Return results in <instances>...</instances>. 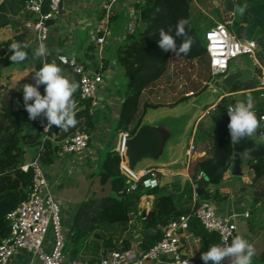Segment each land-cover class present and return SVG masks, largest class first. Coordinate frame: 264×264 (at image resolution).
<instances>
[{
	"label": "trees",
	"instance_id": "16d2710c",
	"mask_svg": "<svg viewBox=\"0 0 264 264\" xmlns=\"http://www.w3.org/2000/svg\"><path fill=\"white\" fill-rule=\"evenodd\" d=\"M205 12L198 8L196 16L191 12L193 0H142L135 2V8L140 17L144 19L145 25L138 31L137 35L128 34L123 42L115 48L116 62L123 69L124 79L120 87L123 91L117 90L123 96L120 103L119 113L115 120L114 128L117 132L131 133L138 124L146 106L156 105L146 102L140 107V97L144 88L154 82L166 69L171 51L165 52L158 46L159 30L163 28L166 32L175 35L174 26L180 17L190 20V34L194 37L192 50L188 55L181 54L184 58H203L206 55V39L200 31L201 21L204 22V30L214 24L209 15H218L220 10L213 0H199ZM222 1V0H217ZM250 2L241 16L233 20L237 23V34L249 28H255L259 32L253 38L257 42L255 58L264 67V0H233L235 4ZM26 0H2V3L12 12H20L24 19L33 17V12L25 7ZM42 10H48V3L44 1ZM213 13V14H212ZM221 19V18H220ZM245 22V23H244ZM232 25V26H233ZM232 26H229L232 28ZM234 27V26H233ZM27 31V30H26ZM24 31L23 33H27ZM205 32V31H204ZM31 33L28 32L27 38ZM177 46L181 38L176 37ZM90 59L95 63L93 51ZM40 63H37L39 65ZM209 65V63H208ZM209 68V66H208ZM254 76L248 79L236 80L229 93L223 95L218 102L202 116L196 124L193 144L197 155L190 159L185 171L191 178L186 185L181 187L179 180H171L167 183L154 187H143L139 185L135 189L126 190L130 184L129 178L120 168L121 154L118 149L106 150L99 163L97 175L103 188L99 195H91L83 200L73 214L70 239L78 241L80 238L97 233L94 239H100L102 248L105 251L109 247L114 249H125L130 245L129 239L121 236L115 238L113 234H103L110 225L118 224L125 229L129 222V213L137 205L143 193H153L154 201L144 214H140L143 226L152 229L153 233H146L144 237H152L149 245L154 243L160 236L161 231L158 224H165L171 219L177 218L180 214L190 210L188 205L178 204L179 199L191 200L193 184L196 188L201 187L202 192L199 198L209 199L220 197L217 189L209 190L210 184L218 183L221 174L232 164L233 144H231L228 130L229 117L227 107L234 102L247 100L250 95L253 98L256 115L264 111V89L258 88L257 75L261 73L259 64H254ZM26 80H22L17 88L7 87L0 84V239L8 232L9 224L5 215L6 212L17 205L26 195L28 185L31 182L32 167L27 170L21 168L24 163V145L37 146L39 162L47 164L58 156L60 140L72 134L76 129H83L91 133L94 127V118L90 112L91 101L81 100L78 91L74 93L76 101L75 127L62 131L56 126L53 132L43 138L39 121L43 117L29 120L28 113L24 107L22 87ZM248 90L238 98L233 93L237 90ZM43 95L44 92L39 88ZM83 104V107H78ZM242 165L250 174V183L253 184L258 178L264 175V143L251 138H246L241 151ZM202 174L198 177L199 172ZM251 200L255 215L264 209V193L262 190H254ZM259 200H261L259 202ZM254 225L255 217L251 219ZM251 224V226H252ZM189 227H198L203 238L201 253L206 252L210 245L218 241V234L207 231L197 218L191 217L188 221ZM149 245H142L143 248ZM201 255V254H200ZM201 257V256H200ZM197 258L201 262V258ZM258 259L264 261V247L259 253ZM211 264V262H209Z\"/></svg>",
	"mask_w": 264,
	"mask_h": 264
},
{
	"label": "crops",
	"instance_id": "0c3cea01",
	"mask_svg": "<svg viewBox=\"0 0 264 264\" xmlns=\"http://www.w3.org/2000/svg\"><path fill=\"white\" fill-rule=\"evenodd\" d=\"M142 1V0H140ZM139 0H62V6L60 10H57L54 22L49 25L48 37L46 39V45L48 47V53L62 52L68 56L73 57L79 61H89L91 65L98 66V56L101 55L103 81L97 88L96 97L92 103L90 112L94 118V127L90 133V140L87 148L82 151L75 152L72 156L66 154L57 156L55 160L50 163L43 164V171L47 177L48 187L47 189L58 200L59 204L63 207V226L64 233L67 237L66 254L69 257L82 259V260H98L103 257L108 251L114 249L113 247L107 248L105 251L102 248L101 240L94 239V236H98L97 233L86 235L80 238L78 241L70 239L71 227L73 223V214L78 205L91 195H99L102 191V184L99 181L97 170L100 163L99 152L102 151L101 157L106 150L111 148L120 149L123 144V138L127 134L126 132H117L114 128L116 117L119 113L120 103L123 100V96L117 90L123 91L120 87L124 79L123 69L116 62L115 48L118 44L123 42L128 33L126 30V24L129 19V9L133 7L136 12V17L139 18V24L132 35H136L137 29H141L145 25L144 19L140 17L138 10L135 8V2ZM215 1L217 7L220 10V17L217 15H209L215 23L220 18L228 17L229 22L233 23V14H229L225 8L226 0ZM199 0H193L191 4V12L193 16H196L197 9L201 12H205L203 6L199 4ZM236 5V4H235ZM106 9H109V26L111 29L110 34L106 37L105 42L100 46V54L96 52V45L91 41V34L93 33L95 24L104 17ZM217 17V18H216ZM24 16L20 12L12 13L5 4L0 0V84L7 87L17 88L22 80H26L29 83H34L33 75L35 71H38L43 63L40 57H35L34 50L36 49L34 42L30 38H27L28 31L23 27ZM228 24L232 26V24ZM205 29V28H204ZM234 31V27L231 28ZM138 30V31H139ZM26 31L27 33H23ZM203 30V36H204ZM240 34L245 35V32ZM205 39V37H204ZM18 41L22 44H27L28 48L25 51L28 52V58L21 63H13L9 57L12 54L9 50V45ZM206 41V40H205ZM93 51L95 63L90 59V54ZM182 61H189L190 67H188V74L195 78V81L182 89L180 97L177 99L172 98L171 101L160 103L156 105H148L145 107L143 114L147 107L154 108H175L180 105V102L184 97H193L197 92L204 88L217 85L218 80L210 78L213 75L208 73V56L207 53L203 58H184L182 56H176L171 52L169 61L165 71L150 85L143 89L140 97V107L145 102L143 100L144 91L149 93L150 88L154 83L158 82L159 88H176L167 83V79L175 76L180 72V69L175 66V63ZM37 63H40L37 65ZM259 64L256 58L250 57V62L246 65V69L243 65L239 67H232L229 71L234 69H241L246 72L249 69L250 64ZM57 65L62 69L63 74L72 82L78 84V76L72 71V69L61 63ZM254 69V67H253ZM185 72V71H184ZM255 77L254 70L252 75ZM164 77V79L162 78ZM257 79L259 76H256ZM210 78V81H208ZM166 79V80H165ZM212 80V81H211ZM209 84L202 87V84ZM112 88H107V85ZM219 85V84H218ZM40 88V87H39ZM179 88V87H178ZM202 88V89H199ZM193 90L192 94L186 95L185 92ZM249 89L237 90L233 93L240 98L243 92L248 93ZM78 91V89H77ZM158 95L159 101L164 102L165 99L171 98L174 93L169 89L162 90ZM229 91L227 92V94ZM241 101V100H238ZM153 103V102H148ZM235 103V102H234ZM233 103V104H234ZM155 104V103H154ZM81 104L78 107H83ZM211 105L204 106L202 112L198 118L193 122L191 132L188 136V141L184 149V165L186 166V148L190 140L193 141V136L196 128V124L199 119L204 116V110ZM142 116V115H141ZM55 127L52 126L51 133L53 135ZM258 142L264 143V120H260V127L256 134L248 137ZM24 163L33 159L38 151L37 146L26 145L23 146ZM99 160V161H98ZM232 165V164H231ZM230 167L222 173L221 180L218 183L210 184L208 189L211 191L217 189L221 193L220 197H211L209 200L215 207V211L218 215L230 217L234 220L236 228L232 234V238L236 235L243 236L253 244L256 250L255 256L252 258V264H264V261L258 259L260 251L257 249V245L260 244L264 237V209L258 215L256 223L253 225L252 217L254 210L251 206V200L254 194V190H259L264 182V175L250 183V174L248 169L242 165L241 162V175H233ZM184 166V167H185ZM159 168V169H173L175 173H178L181 187L186 185L187 181H191L190 176L186 175L184 167H163V166H150L146 168ZM172 177H161L160 184L167 183ZM108 192L109 189L103 188ZM196 185L193 184V191L191 200L179 199L177 202L181 205H188L189 208L196 202L193 195L196 190ZM103 192V191H102ZM197 192V191H196ZM202 192V191H201ZM198 194V193H197ZM201 195V193H200ZM199 196V195H198ZM199 198V197H198ZM154 201L153 193H143L137 203L131 209L129 213V222L126 224L125 229H121L118 224H113L108 227L107 230H103V234L111 233L115 238H121L124 236L129 239L130 245L128 248L143 249L142 245H149V241L152 238L144 237L146 233H153L152 229H148L143 226L140 214H144L149 208H151ZM261 200H259L260 202ZM245 211H248V215L245 216ZM252 224V226H251ZM164 224H158L157 228L161 231ZM47 237L51 238L52 234L49 231ZM203 235L200 234L198 227H189L187 232H183L180 235L179 252L181 255L194 256L199 258L201 255V248L203 243ZM264 247V246H263ZM261 249V248H260ZM262 250V249H261ZM259 251V252H258ZM14 261L19 264H30L32 261V255L26 250H19L14 255ZM257 262V263H256ZM145 264H161L160 260H147ZM224 264H228L227 260Z\"/></svg>",
	"mask_w": 264,
	"mask_h": 264
},
{
	"label": "built area",
	"instance_id": "2783aa9c",
	"mask_svg": "<svg viewBox=\"0 0 264 264\" xmlns=\"http://www.w3.org/2000/svg\"><path fill=\"white\" fill-rule=\"evenodd\" d=\"M44 1L48 3V10H42ZM60 0H26L25 7L33 12V17L23 20V27L31 33V39L35 47L39 43L46 44L49 25L46 20L57 12L58 2ZM140 1V0H139ZM233 14V11H228ZM228 17L216 20L204 32L206 39V53L210 72L215 74H224L228 70L230 59L240 55L247 54L255 58L257 42L253 38L237 34L227 23ZM139 24V18L133 7L129 9V19L126 24L128 34H132ZM109 9H106L104 17L99 20L91 34V41L96 45V52L100 54V46L105 42L110 34ZM65 56L67 63L61 62L59 57ZM98 66L91 65L89 61L73 62V57L62 52L47 53L40 57L41 62L45 60L51 63H61L69 66L78 76L79 97L81 100L91 99L95 102L97 88L103 81L101 55L98 56ZM261 73L258 75V88L264 89V67L259 63ZM228 72V71H227ZM44 92V86H40ZM193 90L185 92L186 95L192 94ZM214 105L207 107L204 114ZM264 117V111L260 114ZM262 121L264 119H261ZM47 121L38 122L43 132V138L49 135L45 133ZM90 140V133L83 129H76L72 134L63 137L59 143L57 154L62 156L67 153L79 152L87 148ZM122 153V146L119 149ZM197 155L193 141L190 140L186 148V158L188 162ZM32 167L31 182L28 185L25 197L14 207L6 212L8 220V232L0 239V264H19L14 261V255L19 250H26L31 253L32 261L30 264H145L147 260H160L161 264H177L179 260H188L189 264H204L194 256L181 255L179 252L180 235L189 229L188 221L191 217L197 218L202 226L209 232L218 234V241L215 244H222L223 237L233 234L236 224L234 220L227 216L218 215L214 205L209 199L198 198L196 190L193 195L196 202L186 213L180 214L177 218L166 222L161 229V236L148 247L143 249L125 248L112 249L98 260H82L67 256L66 244L67 237L61 226L60 205L54 195L47 189V177L43 171V165L39 162V153L29 162L21 164L23 170ZM120 168L129 178L130 184L126 190L135 189L139 185L143 187H154L159 185L161 177H172L173 169L146 168L138 174L132 173L122 165ZM187 176V171L184 172ZM202 174L200 171L197 176ZM245 216L248 211H245ZM52 237H47L48 232ZM172 252L173 256L167 254Z\"/></svg>",
	"mask_w": 264,
	"mask_h": 264
},
{
	"label": "clouds",
	"instance_id": "9594fccd",
	"mask_svg": "<svg viewBox=\"0 0 264 264\" xmlns=\"http://www.w3.org/2000/svg\"><path fill=\"white\" fill-rule=\"evenodd\" d=\"M246 5L240 8L241 14L245 11ZM175 35L166 32L163 28L159 30L158 46L165 52L171 51L176 56L181 54L188 55L194 44V37L190 34V20L180 17L175 26ZM176 37L181 38V43L177 46ZM27 44L14 41L9 45L11 55L9 59L13 63H21L28 58ZM48 53V47L45 43H39L34 50L35 57H43ZM61 62L67 63L65 56L59 57ZM75 56L73 54V62ZM34 83H25L22 87L23 101L25 110L28 113L29 120H35L37 117L46 119L45 133L56 126L62 131L75 127L78 123L76 119L77 104L74 100V93L79 85L70 81L62 72V69L55 61L49 63L43 62V66L34 72ZM44 86V94L39 91V87ZM253 98L249 95L245 101H236L227 107L229 123L227 125L231 144H238L243 138L251 137L256 134L260 127V120L253 110ZM43 122V121H42ZM223 237L222 244L210 245L206 252L201 253V260L204 264H252V258L256 254L255 247L249 243L243 236L236 235L231 238ZM177 264H181L177 260ZM182 264H189L188 260Z\"/></svg>",
	"mask_w": 264,
	"mask_h": 264
},
{
	"label": "water",
	"instance_id": "95a60500",
	"mask_svg": "<svg viewBox=\"0 0 264 264\" xmlns=\"http://www.w3.org/2000/svg\"><path fill=\"white\" fill-rule=\"evenodd\" d=\"M61 6L62 0L58 2L57 10H60ZM225 8L227 11H234L233 0H226ZM55 16L56 14H53L46 23L48 25L53 23ZM253 67L254 64L251 63L246 72L238 68L224 73L218 80L219 85L202 89V91L207 90L206 94L202 96L196 94L190 102L178 107H147L133 131L123 138L122 165L134 174L150 166L184 167V149L188 136L193 122L200 116L203 107L215 105L223 95L227 94L236 80L250 78ZM246 138L233 145L231 165L233 175H241V151ZM178 176V173L174 174L173 179H177ZM196 191L200 195L202 188L198 187ZM228 238L230 244L232 235ZM167 256L172 257L173 253L170 252Z\"/></svg>",
	"mask_w": 264,
	"mask_h": 264
},
{
	"label": "rangeland",
	"instance_id": "374dc122",
	"mask_svg": "<svg viewBox=\"0 0 264 264\" xmlns=\"http://www.w3.org/2000/svg\"><path fill=\"white\" fill-rule=\"evenodd\" d=\"M250 2H246V1H243V3H237L236 5H235V9H234V16H233V19H234V21L236 20V19H238L240 16H241V12H240V8L241 7H243V6H247L248 4H249ZM218 16V15H217ZM219 17V16H218ZM217 18V17H216ZM231 23V22H230ZM230 23H227V25L228 24H230ZM245 23V22H244ZM232 25H233V23H231ZM237 23H234V28L237 30ZM228 26H230V25H228ZM249 26H250V24H248V26H247V29H246V32H245V34H246V37H256V35L258 34V30L257 29H255V28H253L252 27V29L251 28H249ZM204 22L203 21H201V26H200V31L203 33V30H204ZM138 30L139 29H137V31H136V35H137V33H138ZM250 62V57L247 55V54H240V55H238V56H236V57H234V58H232V59H230V61H229V67H228V70L227 71H229V69H231L232 67L234 68V67H239V66H241V65H243V68H245L246 69V65H248V63ZM175 66L176 67H178L179 69H180V72L179 73H177L175 76H172V77H170L169 79H165L166 81H167V83L169 82V84L170 85H172V86H174V87H176V88H159V85H158V82H156V83H154V86L152 85V87L150 88V90H149V93H146L147 92V90H145L144 91V97H143V100H144V102L146 103V102H153V103H155V104H160V103H165V102H169V101H171L172 100V98H175V99H177L178 97H180V95H181V90L182 89H192V88H183L184 86H186V85H189V84H191V83H193L194 81H195V78L194 77H191V75H189L188 74V67H190V62L189 61H182V62H179V63H175ZM207 71H208V73H210V68H207L206 69ZM185 71V72H184ZM226 71V72H227ZM223 74H215V75H211V76H209L211 79L213 78L214 79V81L217 79V80H219V78H221V76H222ZM163 79H164V77H162ZM210 78H208V81H210ZM212 81V80H211ZM217 83V85L219 84V81L218 82H216ZM110 84H108L107 85V88H112V87H110L109 86ZM207 85H209L208 83L207 84H202V87L204 88V86H207ZM179 87V88H178ZM117 88V87H116ZM167 89H169L170 91H172V92H178V94L177 93H174V95H172L171 96V98H167V99H165L164 100V102H162V101H159V100H162V99H160L159 98V96L158 95H160L161 93L160 92H162V90H167ZM199 89V88H198ZM200 89H202V88H200ZM199 89V90H200ZM210 90V89H209ZM206 92H207V90H205V91H202V90H200L199 92H197L196 94H197V96H202V95H204V94H206ZM195 94V95H196ZM195 95H193V96H195ZM192 98V97H191ZM191 98H189V97H184L183 98V100L180 102V105H182V104H185V103H187V102H190V99ZM203 98V97H202ZM205 100V99H204ZM171 102H173V101H171ZM103 152L102 151H100L99 152V156H100V158H99V160L101 161V159H102V157H101V154H102ZM73 154H75V152H73V153H67L66 155L67 156H72ZM98 160V161H99ZM259 190H262L263 191V193H264V182H263V184L261 185V188L259 189ZM60 205V218H61V226H62V229H64V226H63V220H62V216H63V207H62V205L61 204H59ZM252 218H254L255 219V213H253V215H252V217L250 218V220L252 219ZM263 246H264V237L262 238V240H261V242H260V244L259 245H257V249L259 250V251H261V249L263 248ZM261 248V249H260ZM258 251V252H259ZM257 263V262H256Z\"/></svg>",
	"mask_w": 264,
	"mask_h": 264
}]
</instances>
